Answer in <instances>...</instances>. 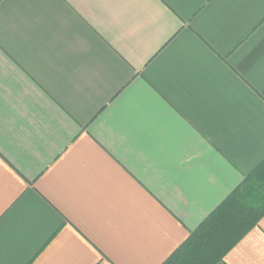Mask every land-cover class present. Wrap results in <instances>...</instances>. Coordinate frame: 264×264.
<instances>
[{"label":"crops","instance_id":"0c3cea01","mask_svg":"<svg viewBox=\"0 0 264 264\" xmlns=\"http://www.w3.org/2000/svg\"><path fill=\"white\" fill-rule=\"evenodd\" d=\"M263 158L264 0H0V264H161Z\"/></svg>","mask_w":264,"mask_h":264},{"label":"trees","instance_id":"16d2710c","mask_svg":"<svg viewBox=\"0 0 264 264\" xmlns=\"http://www.w3.org/2000/svg\"><path fill=\"white\" fill-rule=\"evenodd\" d=\"M264 216V158L161 264H216Z\"/></svg>","mask_w":264,"mask_h":264}]
</instances>
